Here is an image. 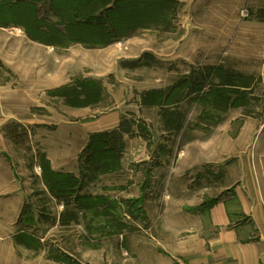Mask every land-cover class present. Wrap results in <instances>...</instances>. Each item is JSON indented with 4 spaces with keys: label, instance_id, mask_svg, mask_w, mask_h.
Here are the masks:
<instances>
[{
    "label": "rangeland",
    "instance_id": "rangeland-1",
    "mask_svg": "<svg viewBox=\"0 0 264 264\" xmlns=\"http://www.w3.org/2000/svg\"><path fill=\"white\" fill-rule=\"evenodd\" d=\"M22 1L0 27L30 40L31 82L47 89L19 114L30 122L6 124L24 162L0 198V264H142L152 212L137 197L212 176L165 184L184 145L264 118V0ZM14 48L0 49V82L22 81ZM110 114L116 126L90 132ZM51 170L76 181L68 206Z\"/></svg>",
    "mask_w": 264,
    "mask_h": 264
},
{
    "label": "crops",
    "instance_id": "crops-1",
    "mask_svg": "<svg viewBox=\"0 0 264 264\" xmlns=\"http://www.w3.org/2000/svg\"><path fill=\"white\" fill-rule=\"evenodd\" d=\"M26 41L30 43L14 28L0 27V49L14 46L28 64L31 46ZM23 65L14 70L22 81L0 82V198L7 200L16 196V168L24 160L16 156V141L6 124L30 122L29 116L19 114L26 107L28 112L32 105H44L41 98L47 89V84L43 90L40 84L33 86L31 65ZM111 116L100 118L101 124L90 132L116 126V116L108 125ZM223 133L217 131L207 146L184 145L173 178L169 175L164 183L176 184L175 176L180 179V174L205 165L214 170L212 176L200 173L195 184L188 176L186 186L169 190L166 199L160 192L137 197L143 210L148 215L152 212L151 231L142 230L143 243L151 242V258L142 264H264V118L260 124L244 123L234 132ZM63 169L59 166V171ZM196 184L198 189L191 187ZM142 248L147 250L144 244Z\"/></svg>",
    "mask_w": 264,
    "mask_h": 264
},
{
    "label": "trees",
    "instance_id": "trees-1",
    "mask_svg": "<svg viewBox=\"0 0 264 264\" xmlns=\"http://www.w3.org/2000/svg\"><path fill=\"white\" fill-rule=\"evenodd\" d=\"M24 1L29 2L30 0H24ZM22 2H23L22 0H19V3L16 5H14L15 4L14 2L6 3L4 5H1L2 7L0 6V10H2L3 12L4 11L10 12V10L13 7L16 8V7H18V5H22L23 4ZM99 169H100L99 165L95 166L96 171H98ZM49 173L53 177H56V178L59 177V185L57 183L53 186L55 187V189H57L56 191H58V189H59V193H58L59 198H62L64 200V203L68 206L69 203H71V201L69 200L71 198V194L75 189L74 188V183L76 182L75 179H73V177L70 174H62L60 172L53 171V170H51ZM84 200H85V198L83 196H79L76 199V205L77 206L83 205ZM72 216L76 217L75 212L72 214Z\"/></svg>",
    "mask_w": 264,
    "mask_h": 264
}]
</instances>
